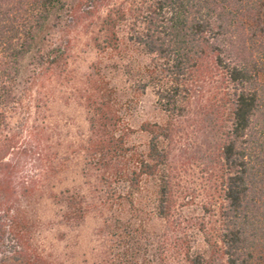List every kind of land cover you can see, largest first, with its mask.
Masks as SVG:
<instances>
[{
  "label": "trees",
  "instance_id": "1",
  "mask_svg": "<svg viewBox=\"0 0 264 264\" xmlns=\"http://www.w3.org/2000/svg\"><path fill=\"white\" fill-rule=\"evenodd\" d=\"M81 4L0 0V135L19 99L23 61L36 68L55 63L59 49L45 43L42 33L51 19L76 12ZM133 10L119 9L103 17L98 50L111 55L119 48L116 28L127 14L131 47L116 60L111 56L103 65L91 64L85 90L87 149L89 161L100 171L99 181L120 185L130 203L142 178L151 181L148 214L154 248L153 261L146 264H166L179 257L187 264H264V0H152L137 13ZM129 51L147 60L134 61ZM117 73L134 92L150 86L155 106L164 115L162 121L139 125L146 134L142 149L128 143L133 130L124 123L110 80ZM181 123H189L202 136L201 144L208 149L202 155L204 171L216 182L209 203L194 209L183 204L186 214H207L191 237L184 211H179L173 166L174 136ZM14 135H4L5 148L0 149V264H54L31 245L29 219L18 205L35 178L52 170L53 159L40 149V173L18 175L19 162L6 159V152L16 153ZM54 196L62 217L83 218L81 197L68 190ZM123 229L126 247L142 234L138 228ZM199 232L203 246L195 247L192 242ZM160 237H167V245ZM130 248L139 253V243Z\"/></svg>",
  "mask_w": 264,
  "mask_h": 264
},
{
  "label": "rangeland",
  "instance_id": "2",
  "mask_svg": "<svg viewBox=\"0 0 264 264\" xmlns=\"http://www.w3.org/2000/svg\"><path fill=\"white\" fill-rule=\"evenodd\" d=\"M150 1L82 0L78 11L51 19L42 33L45 43L59 49L57 61L38 68L27 59L23 61L17 86L19 99L7 113L8 127L0 135V149L5 148L1 146L4 135L15 134L16 153L6 152V159L19 162L18 175L35 177L40 173V149L53 159L52 170L35 178L29 193L19 197L18 205L29 219L31 245L54 264H146L148 260L153 261V228L148 214L153 197L152 183L143 177L139 189L132 191L133 202L130 203L129 198H124L125 190L120 185L112 182L106 186L99 181L100 171L89 161L90 132L84 107L91 64L103 62V65L111 56L116 60L131 47L128 40L130 15L127 14V20L116 28L119 48L111 55L98 50L96 43L104 36L103 17L108 12L127 11L130 7L137 13V8H144ZM136 53L129 51L128 56L140 63L147 60ZM112 76L111 84L116 88L114 100L122 108L124 123L133 130L128 143L142 149L146 134L139 131V125L144 121H162L164 115L155 106L150 86L143 92H134L124 76L118 73ZM189 125L181 123L174 136L173 166L181 205L179 211H184V203L191 204L193 209L201 203H209L213 197L208 194L214 191L216 183L213 175L210 178V172L204 171L202 155L208 149L201 144L202 136ZM21 148L27 152L19 153ZM65 190L82 198L85 209L82 219L68 221L62 217L60 203L54 195ZM203 215L206 219L207 214L200 210H190L189 214L184 211L183 221H187L184 225L190 237ZM142 224L145 227L140 226ZM124 225L131 230L138 228L139 234L142 233L136 241L131 240L128 247L124 242ZM200 234L192 242L195 247L203 246ZM159 240L167 245V237ZM137 242L140 249L134 254L130 247L138 245ZM166 264L187 263L179 257Z\"/></svg>",
  "mask_w": 264,
  "mask_h": 264
}]
</instances>
